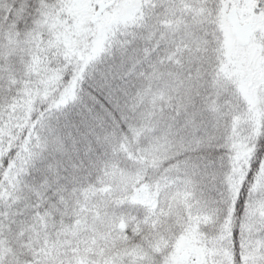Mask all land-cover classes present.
Returning <instances> with one entry per match:
<instances>
[{"label": "snow or ice", "instance_id": "snow-or-ice-1", "mask_svg": "<svg viewBox=\"0 0 264 264\" xmlns=\"http://www.w3.org/2000/svg\"><path fill=\"white\" fill-rule=\"evenodd\" d=\"M89 2L93 8L100 7L96 0ZM65 5L66 0H0V101L7 102L12 86L19 88L25 81L42 92L54 89L32 113L34 142L30 140L24 148L17 141L16 146L0 155V175L12 165L23 180L38 162L45 171L55 168L59 172L65 161L73 158L74 151L79 154L87 148L91 155L100 136L125 140L137 131H160L163 135L156 143L161 150L154 161L159 175L155 178L167 181L182 176L189 189L211 181L219 193L214 211L221 220L229 214L234 220V252L238 235L235 223L241 225L243 251L244 226L255 207L250 200L257 191L264 194V125L257 130L245 102L231 87H221L227 61L225 38L218 23L221 13L233 8L250 9L252 16L264 17V0H198L201 12L185 17L189 23L181 39L172 42L171 56H182L186 48H202V75L195 81L189 75L174 83L175 95L169 97L171 111L159 113L155 111V97L149 101L141 95L129 51H135V40H128L123 29L113 28L112 35L105 39L90 23L76 51L70 52L58 43V33L73 24L64 12ZM178 7L179 0H156L146 23L155 28L163 15H174ZM248 44L259 45L264 52V29L253 31L244 47ZM17 53L18 60L10 59ZM37 58L41 74L33 76L30 70ZM47 77H51V84ZM3 115L0 106V119ZM237 116L245 121L243 135L242 126L233 123ZM245 145L250 151L241 158ZM3 146L4 140L0 139V148ZM122 210L128 215L135 212L136 219L125 229V245L116 264H170L168 248H163L159 240L143 239L152 217L143 210ZM40 211L39 202L26 209L28 215ZM212 211L209 209L210 215ZM23 214L0 213V236L14 241L10 247L0 246V264H35V253L30 255L24 242V222L17 219ZM134 224L140 225L139 231ZM255 227L264 232V221ZM235 260L240 264L239 256Z\"/></svg>", "mask_w": 264, "mask_h": 264}, {"label": "rangeland", "instance_id": "rangeland-1", "mask_svg": "<svg viewBox=\"0 0 264 264\" xmlns=\"http://www.w3.org/2000/svg\"><path fill=\"white\" fill-rule=\"evenodd\" d=\"M99 2L117 4L118 7L112 8L98 19L95 24L97 35L106 39L112 35L113 28L123 29L129 35L131 33V36L127 35L126 38L135 40L133 45L135 51L131 49L129 51L135 65L137 80L141 85V93L149 101L155 97L156 112L171 111L169 104L172 101L169 97L175 95L172 89L173 84L189 75L195 81L203 71L200 58L205 53L202 48L199 51L195 48L189 51L186 48L182 56H171L174 50L172 42L181 39L184 26L189 23L185 17L198 16L201 12L197 6L198 0H179V7L175 14L163 15L155 28L146 21L150 15L151 6L156 0H121L122 3L120 0H97L96 3ZM81 6L77 23L67 29L70 36L81 33L83 26L81 19L85 13L89 14L88 20L91 21V17L96 12V8L92 6L86 10L87 7L83 4ZM130 8H133V11ZM218 27L225 38L224 58L227 61L222 73L221 87H231L245 102L247 110L251 111L252 118L256 122L254 113L257 93L250 91L252 86H249L250 81L247 79H251L255 86L264 81V54L258 45L250 44V47L245 49L238 47L226 12L221 13ZM156 52H159L161 56L150 61L153 67L155 65V72L149 74V78L154 81L153 85L143 87L144 83L138 74L142 71L141 66L148 64ZM137 60L138 63H136ZM251 65L255 66V70L261 74L253 78L245 74V71L252 70ZM239 76L245 77L243 79L245 86L241 85L240 91L235 89L232 83V80ZM192 91L194 94L195 90ZM233 123L242 126L241 135H243L245 121L237 116L233 118ZM147 133L151 136L148 147L141 148L143 143L139 141L140 139L135 140L139 147L140 161L144 163V165L140 164V168L141 170L144 168V171L120 174L121 178L118 175L116 177L114 174L111 175L115 182H112L114 189L108 190L109 195L105 197L107 206L100 214L91 215V220L80 221L73 215H70L71 218L69 217L68 220H64L65 217H63L61 221L65 223L57 227L55 232L51 229L47 234L51 232L52 234L47 237L39 235L35 227L28 226L29 252L37 250L38 253H42L43 251V256L48 259V262H54V264H116V261L121 258L125 245V229L136 219L135 212L128 215L122 209H135L143 210L152 217L150 229H145L143 239L145 241L159 240L163 248H168L170 264H234L231 215L221 220L214 211L216 201L219 200L216 186L208 181L203 186L189 189L185 187L182 176H174L167 181L155 178L159 174L155 172L154 161L161 150V146L157 145L156 141L163 133L160 131ZM102 138L109 143L110 148L119 140L118 137L114 138L111 135L102 136ZM96 142L101 140L98 138ZM99 167L101 171L96 173L97 176L105 177L107 168ZM146 174H148V178L146 177L148 182L145 183ZM117 178H120V182L116 180ZM250 202L255 207L250 210V217L244 226L240 264H264V232L255 227L260 221H264V194L255 192ZM209 209L213 210L211 215ZM92 226H96L103 232L98 234ZM133 226L139 231V224ZM23 228L28 232L25 225ZM7 240V236H0V246L4 247ZM112 260L116 261L112 262Z\"/></svg>", "mask_w": 264, "mask_h": 264}, {"label": "trees", "instance_id": "trees-1", "mask_svg": "<svg viewBox=\"0 0 264 264\" xmlns=\"http://www.w3.org/2000/svg\"><path fill=\"white\" fill-rule=\"evenodd\" d=\"M8 3H12V0H8ZM82 4L87 7L85 10L91 6L89 0H66L64 12L72 18V26L77 23L80 17L79 9H82ZM130 10L133 11V8H130ZM88 17L89 14L85 13L82 17L83 19H81L83 26L81 27L80 34L70 36L67 32V29L70 27H64L63 31L58 33V43L70 52L76 51L78 42H83V38L89 31L88 25L90 21ZM127 35L131 36V33ZM162 52L164 53V51ZM158 54L160 53L156 52L151 58L152 60L148 59V64L141 66L142 71L138 74V77L142 78L143 87L153 85L154 81L149 78V74L155 72V65L153 67L150 61L159 58L161 54L159 56ZM10 59L14 61L18 60L19 54L17 53L10 57ZM138 62L137 60L136 63ZM252 65V70L250 72L245 71V74H249L253 78L261 74V72L256 71L255 66ZM30 71L33 76L41 74L39 58L33 62ZM46 79L49 84L52 83L51 77H47ZM243 79L245 77L239 76V78L232 80L234 87H236L235 89L240 91L242 89L241 85L245 86V80ZM247 80L250 81L249 86H252L250 91L252 92L253 90L255 91L254 93H257L254 116L256 117L255 124H257L259 130L264 125V81L259 82L255 86L251 79ZM4 88L7 90L8 85H4ZM53 90V88H49L46 92H42L29 81H25L19 88L15 85L12 86V95L8 97L7 102L0 101V106H2L4 112L3 119H0V139L4 140V146L0 148V155L6 154L8 148L16 146L17 141H20L24 148H27L30 140L34 142L35 134H32V125L35 121L32 120V113L39 110L40 102L47 99V96L51 95ZM141 95L143 96V93ZM21 137H23L22 140ZM99 139L101 142H95V151L91 155H89V149L87 148L82 149L79 154L73 152V158L66 160L59 172L55 168L45 171L43 164L38 162L36 168L31 169V174L25 175L24 179L21 180L18 173L13 170L14 166L10 165L3 175H0V213H7L9 211L14 215L24 213L23 215H18L17 219L23 221L27 229L28 226L29 228L35 227L38 234L43 237L51 236L52 232L51 234H47L51 229H54L53 232H55L57 227L65 223L61 221L63 217H65L64 220H68L70 215H73L77 220L86 222V220H91V215L95 213L100 214L107 206L108 202L105 197L107 194L109 195L108 190L114 189L112 182H115V180L112 179L111 175L114 174L116 177V175L119 176L120 174L142 173L144 171V168L142 170L140 168L142 162L139 157L138 143L135 140L140 139L139 141L143 143L141 148L144 149L145 146L148 147L151 136L147 132L137 131L129 139L117 140L111 148L102 136ZM249 151L247 146L242 148L241 158L246 156ZM45 157L49 160L51 159L48 153H45ZM141 165H144V163ZM96 166L98 167L97 170ZM99 166L107 168L105 177L99 178L97 176L96 173L101 171ZM146 177L148 178V174L144 176L145 183L148 182ZM120 178L116 180L120 182ZM57 180H59V183H57ZM42 181L44 183H41ZM247 198V192H245V200ZM36 202H39L41 211L34 215H28L26 213L27 207ZM68 205L69 207H66ZM243 211L242 205L241 214H243ZM230 220L232 233L234 225L232 216H230ZM86 226L89 228L88 225ZM93 227L94 231L98 234L103 232V230L96 228V226ZM240 228L241 225L236 222L235 229L238 235L235 252L232 245L234 264H237L235 260L236 256L240 257L241 262ZM22 234L24 242L28 247L30 245L28 241L29 229L27 232L23 228ZM12 243L14 241H10L8 237L7 244L4 247H10ZM33 252L35 253V264H54V262H48V259L43 256V251L42 253H38L37 250L36 252L31 251L29 254L31 255ZM42 259L44 260L41 262ZM114 261L116 260H112V262Z\"/></svg>", "mask_w": 264, "mask_h": 264}, {"label": "flooded vegetation", "instance_id": "flooded-vegetation-1", "mask_svg": "<svg viewBox=\"0 0 264 264\" xmlns=\"http://www.w3.org/2000/svg\"><path fill=\"white\" fill-rule=\"evenodd\" d=\"M226 13L229 17L230 26L233 29L235 36H236L235 26H234L235 21L240 26L245 27L248 37L249 35H251L253 31L264 29V17L252 16L250 13V9L236 10L235 8H233V9H229ZM248 47H250V44L248 45ZM262 53L264 54V52Z\"/></svg>", "mask_w": 264, "mask_h": 264}, {"label": "water", "instance_id": "water-1", "mask_svg": "<svg viewBox=\"0 0 264 264\" xmlns=\"http://www.w3.org/2000/svg\"><path fill=\"white\" fill-rule=\"evenodd\" d=\"M99 5L100 7L96 9L95 14L91 18V23L93 25H95L98 19L106 12L105 8L111 9L113 6L117 7V5H114L113 3L100 2ZM234 26H235V33L238 38V45L241 48H245L244 44L246 43L248 38V34L246 33L245 27L240 26L236 21L234 22Z\"/></svg>", "mask_w": 264, "mask_h": 264}]
</instances>
